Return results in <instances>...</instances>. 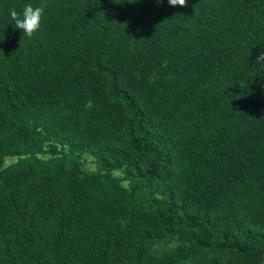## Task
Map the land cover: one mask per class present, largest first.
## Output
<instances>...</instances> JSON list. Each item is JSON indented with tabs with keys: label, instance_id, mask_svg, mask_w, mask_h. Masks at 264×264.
<instances>
[{
	"label": "trees",
	"instance_id": "obj_1",
	"mask_svg": "<svg viewBox=\"0 0 264 264\" xmlns=\"http://www.w3.org/2000/svg\"><path fill=\"white\" fill-rule=\"evenodd\" d=\"M261 52L264 0H0V264H264Z\"/></svg>",
	"mask_w": 264,
	"mask_h": 264
},
{
	"label": "clouds",
	"instance_id": "obj_2",
	"mask_svg": "<svg viewBox=\"0 0 264 264\" xmlns=\"http://www.w3.org/2000/svg\"><path fill=\"white\" fill-rule=\"evenodd\" d=\"M159 3L160 0H157ZM172 7H187V0H167ZM46 5L34 6L31 3L24 4L22 10L18 12L15 8L10 9V19L15 25V29L20 30L24 37L32 39L35 37L43 27L45 18ZM264 62V52L258 56L256 63Z\"/></svg>",
	"mask_w": 264,
	"mask_h": 264
},
{
	"label": "rangeland",
	"instance_id": "obj_3",
	"mask_svg": "<svg viewBox=\"0 0 264 264\" xmlns=\"http://www.w3.org/2000/svg\"><path fill=\"white\" fill-rule=\"evenodd\" d=\"M86 157V159L88 160V168H90V169H96V165H95V163L92 161L93 159H92V157H90V156H85ZM15 161V159H12V158H10V159H8L7 160V164H10V163H12V162H14Z\"/></svg>",
	"mask_w": 264,
	"mask_h": 264
}]
</instances>
